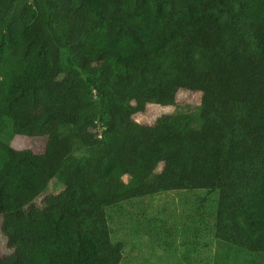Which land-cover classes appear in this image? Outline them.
Returning a JSON list of instances; mask_svg holds the SVG:
<instances>
[{
    "label": "trees",
    "instance_id": "trees-1",
    "mask_svg": "<svg viewBox=\"0 0 264 264\" xmlns=\"http://www.w3.org/2000/svg\"><path fill=\"white\" fill-rule=\"evenodd\" d=\"M193 190L264 258V0H0V264H119L106 208Z\"/></svg>",
    "mask_w": 264,
    "mask_h": 264
},
{
    "label": "rangeland",
    "instance_id": "rangeland-1",
    "mask_svg": "<svg viewBox=\"0 0 264 264\" xmlns=\"http://www.w3.org/2000/svg\"><path fill=\"white\" fill-rule=\"evenodd\" d=\"M200 101L196 92L180 91L176 96L178 104L199 105ZM174 110L151 104L134 119L151 125ZM11 144L39 153L44 141L17 136ZM217 203L218 192L168 191L106 208L110 240L122 245L119 264H264L263 257L229 252L228 245L216 239ZM8 254L0 232V256Z\"/></svg>",
    "mask_w": 264,
    "mask_h": 264
}]
</instances>
